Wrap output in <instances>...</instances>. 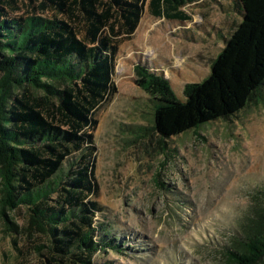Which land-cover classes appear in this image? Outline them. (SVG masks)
<instances>
[{"label":"trees","instance_id":"16d2710c","mask_svg":"<svg viewBox=\"0 0 264 264\" xmlns=\"http://www.w3.org/2000/svg\"><path fill=\"white\" fill-rule=\"evenodd\" d=\"M213 1V0H211ZM215 1V0H214ZM206 0H0V220L13 249L22 234L39 264H95L123 246L97 216L98 110L117 91L120 45L147 11L185 23ZM238 19L200 82L178 98L143 62L135 82L149 97V127L164 141L241 111L264 86V0H231ZM230 11V10H229ZM216 37L222 36L219 28ZM225 253L226 264H264V186ZM8 211L22 215V225Z\"/></svg>","mask_w":264,"mask_h":264},{"label":"rangeland","instance_id":"374dc122","mask_svg":"<svg viewBox=\"0 0 264 264\" xmlns=\"http://www.w3.org/2000/svg\"><path fill=\"white\" fill-rule=\"evenodd\" d=\"M231 0H206L184 10L185 23L145 11L131 40L120 45L116 93L98 110L96 179L102 222L122 251L96 255L95 264H226L253 192L264 186V86L228 119L164 139L151 128L148 95L136 85L134 65L146 63L168 78L179 99L200 82L229 34ZM230 10V11H229ZM237 15V16H236ZM233 19V20H231ZM222 28L223 35L216 37ZM22 225V215L8 211ZM0 220V264H39L34 237L22 234L13 249Z\"/></svg>","mask_w":264,"mask_h":264}]
</instances>
